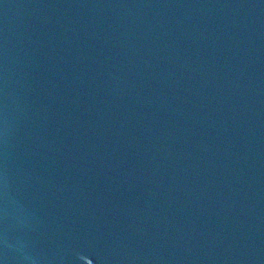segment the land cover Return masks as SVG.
<instances>
[{
    "label": "water",
    "instance_id": "1",
    "mask_svg": "<svg viewBox=\"0 0 264 264\" xmlns=\"http://www.w3.org/2000/svg\"><path fill=\"white\" fill-rule=\"evenodd\" d=\"M0 264H264V0H0Z\"/></svg>",
    "mask_w": 264,
    "mask_h": 264
}]
</instances>
